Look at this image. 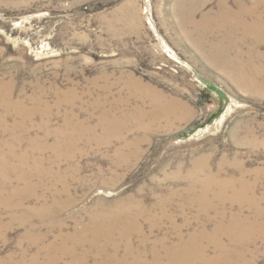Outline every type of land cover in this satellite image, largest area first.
Returning <instances> with one entry per match:
<instances>
[{
  "label": "rangeland",
  "instance_id": "obj_1",
  "mask_svg": "<svg viewBox=\"0 0 264 264\" xmlns=\"http://www.w3.org/2000/svg\"><path fill=\"white\" fill-rule=\"evenodd\" d=\"M191 236L182 264H264V6L0 0V264H168Z\"/></svg>",
  "mask_w": 264,
  "mask_h": 264
},
{
  "label": "bare ground",
  "instance_id": "obj_2",
  "mask_svg": "<svg viewBox=\"0 0 264 264\" xmlns=\"http://www.w3.org/2000/svg\"><path fill=\"white\" fill-rule=\"evenodd\" d=\"M258 3H261L264 6V0H254ZM243 23V22H242ZM251 26V25H249ZM249 33V32H248ZM247 33V34H248ZM124 116V115H123ZM120 119V117H119ZM43 171V170H42ZM45 171V170H44ZM25 173V172H24ZM45 173V172H44ZM48 173V172H47ZM27 175V174H26ZM25 175V176H26ZM26 178V177H25ZM28 182V181H27ZM29 183V182H28ZM229 182H224L221 184V187H225L226 185H228ZM250 187L247 184H241L240 189L237 190L236 193L233 194V196H238L240 193H242L245 190H249ZM252 201H254L253 199H251ZM120 209V208H119ZM262 213V212H261ZM125 214V213H124ZM128 215V214H127ZM132 215V214H131ZM123 215H121L120 213H117L114 215V217H107L104 215H99V216H93V221L92 224L83 227V230L87 233H91L92 234V238L94 240V242L97 245H102V244H98L99 242V237L102 236L105 240H109L112 241V234L115 230V228L117 226H119L122 223V217ZM135 218V215H134ZM92 219V218H91ZM124 219V218H123ZM128 221V220H127ZM132 221V220H131ZM127 223V222H126ZM123 221V224H126ZM135 222L133 221V224ZM132 224V222L130 223ZM136 224V223H135ZM242 224V219H240L238 216H234L231 218L230 220V225H224V224H220L216 227L215 232H219V231H224V229L227 230H235V229H240V225ZM128 226V225H127ZM136 227V226H134ZM131 228V227H130ZM129 229V228H128ZM126 232V231H125ZM130 232V231H129ZM232 232V231H230ZM204 234V233H203ZM98 235V237L96 238V236ZM125 237V236H124ZM91 239V238H90ZM104 240V241H105ZM92 241V240H91ZM163 241V240H162ZM161 241V242H162ZM193 241H194V236H191L187 241L183 242L181 240H179L177 243H172L170 245L166 246L165 249V255L168 258L169 263L171 264H176L178 262V260L182 259L183 262L185 263L189 260V258H191L192 254L193 256H195V252L191 253V251L193 249H191L192 245H193ZM77 244V243H76ZM117 244V243H116ZM112 246V245H111ZM129 246V245H128ZM115 247V245H114ZM131 247V246H130ZM164 248V247H163ZM194 248V246L192 247ZM197 248V247H196ZM101 249V248H100ZM130 249V248H129ZM198 250V249H197ZM200 250V249H199ZM196 251V250H195ZM198 252V251H197ZM132 253L130 250H128L124 255L122 256H117L115 255V253H112V255H109L107 257V260L110 264H164V260L161 261V258L159 255L156 254L152 257V260H150V262L146 259H144L142 257V254H135L134 256L132 255V257L129 256V254ZM200 254V251H199ZM164 255V256H165ZM197 255V254H196ZM152 256V255H151ZM199 257V256H198ZM106 258V257H105ZM165 258V257H164ZM100 260V259H99ZM181 261V260H180ZM107 262V263H108ZM168 263V264H169ZM53 264V263H52ZM179 264V263H178Z\"/></svg>",
  "mask_w": 264,
  "mask_h": 264
},
{
  "label": "crops",
  "instance_id": "obj_3",
  "mask_svg": "<svg viewBox=\"0 0 264 264\" xmlns=\"http://www.w3.org/2000/svg\"><path fill=\"white\" fill-rule=\"evenodd\" d=\"M173 30H174V32H176V33H178V34H183L182 32H181V28L179 27V25L178 26H176L175 24H174V26H173ZM184 36V35H183ZM178 38H179V36L178 37H176V43H177V46H179L180 45V41H178ZM182 42L185 44V39L183 38V40H182Z\"/></svg>",
  "mask_w": 264,
  "mask_h": 264
}]
</instances>
